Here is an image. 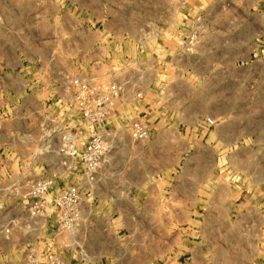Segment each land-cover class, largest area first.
Wrapping results in <instances>:
<instances>
[{
  "label": "rangeland",
  "instance_id": "1",
  "mask_svg": "<svg viewBox=\"0 0 264 264\" xmlns=\"http://www.w3.org/2000/svg\"><path fill=\"white\" fill-rule=\"evenodd\" d=\"M214 1L0 0V78L52 72L59 76L39 83L48 91L42 98L41 118L56 114L64 121L68 77H88L104 86L126 77L145 90L156 77L151 92L161 94L157 107L167 110L147 114L144 121L156 129L173 124L174 137L180 140L172 148V160L158 163L145 158L140 166L147 170L158 166L172 178L175 190L184 188V182L196 190V179L204 176L200 186L214 202L227 204L221 195L229 190L238 199L248 194L246 200H238L246 201L239 210H208L198 214L201 222L124 228L119 246L126 251L127 264H132L133 249L137 264H264V66L197 67L194 60L186 72L181 66L182 54L186 55L179 34L182 14L202 11ZM238 1L220 0L226 10ZM167 47L176 52L169 62L163 60ZM4 86L0 80L2 105ZM186 94L197 112L189 121L182 111ZM212 115L216 122L210 125L206 118ZM9 117L0 113L2 133ZM141 143L137 152L148 148V142ZM126 165L128 172L132 165ZM14 166L30 176L39 172L37 163ZM67 178V184L80 182L78 175ZM123 180L127 179L101 177L93 188L115 189ZM173 215L177 218L182 212ZM107 241L111 244V238Z\"/></svg>",
  "mask_w": 264,
  "mask_h": 264
},
{
  "label": "crops",
  "instance_id": "2",
  "mask_svg": "<svg viewBox=\"0 0 264 264\" xmlns=\"http://www.w3.org/2000/svg\"><path fill=\"white\" fill-rule=\"evenodd\" d=\"M217 1H214L210 6L205 5L206 8L203 7L205 9L202 11L182 14L179 34L183 39V44L192 31L197 32L200 37V43L195 48L197 49L195 53L182 54L181 66L184 72L192 65L193 60L197 67L200 65L235 67L237 63L245 67L264 66V0H239L237 3L230 4L228 10L225 9L224 3L220 0ZM171 49L172 47H167L163 52L165 62L172 61L175 57L176 52ZM58 77L52 72L49 76L39 73L36 76L9 74L0 78L2 82H5V104L0 103V113L4 112L7 117L8 113L11 115L7 119L4 133L0 127V180H5L6 173L12 174L15 178L32 179L55 171L56 168L53 166L52 160L57 158L56 154H37V140L40 136V113L44 106L42 98L44 93L48 92L46 85L42 86L39 83L41 81L50 83L56 81ZM155 81L156 77L149 80L148 85H151L149 90H145L138 84L144 97L131 106H122L121 114L123 116L133 114L135 115L133 117H140L144 120V116L147 114L156 115L160 113V110L163 113L167 110L165 107L163 109L161 106L157 107L158 103L160 105L161 94L151 92ZM188 97V94L182 96L183 101H186L183 102L184 109L182 111L185 112L186 120L189 121L196 116L197 112L191 108ZM208 117H212L216 122L214 115ZM158 126L157 129L156 126H151L154 132L151 139L147 141L148 148L145 152H137L140 150L141 142L135 143L126 137L113 162L108 164L104 180L114 178L127 180H123L121 185L116 186L115 189L108 185V187L98 190L93 186L90 189L93 192L91 195L93 199L90 202L86 198L88 201L86 206L95 210V226L87 245L96 256L97 264H127L124 261L126 251H122L119 246L122 239L119 234L125 231L124 228L201 222L198 214L201 216L208 210L236 211L246 202L238 203V200H246L247 193L238 199L236 194L230 190L221 195L228 202L227 204L214 202L213 197L205 196V192L200 186V182L204 181V176H198L196 179V190L191 189L194 185H186L185 182L184 188L175 190L176 187L171 186L172 178L170 179L165 174L166 172H161L158 166L149 170L140 166L147 158L153 159V161L156 159L158 163L172 160V148L175 141L180 140L173 134L177 132V128L174 129L173 124H166V127ZM16 162L21 164L37 163L39 172L34 176L19 173V169L14 166ZM126 164L132 165L128 172H126L128 168ZM3 169H6V172H3ZM64 179L59 180L60 184L70 185L66 182L68 178ZM107 183L109 184V181ZM218 194L211 193L210 195ZM4 208L0 206V219L7 215ZM174 211L182 212V215L178 216L179 219L178 217L174 218ZM233 233L236 234L235 230ZM108 238H111V244H108ZM0 243L3 244L5 251V253H0V264H12V262L21 259L18 252L10 245L3 243L1 239ZM136 244L137 242L133 243V245ZM131 257L132 264H137V253L134 249ZM69 259L73 261L71 257Z\"/></svg>",
  "mask_w": 264,
  "mask_h": 264
},
{
  "label": "built area",
  "instance_id": "3",
  "mask_svg": "<svg viewBox=\"0 0 264 264\" xmlns=\"http://www.w3.org/2000/svg\"><path fill=\"white\" fill-rule=\"evenodd\" d=\"M199 43V34L192 31L183 50L193 52ZM67 83L64 121L56 114H43L39 123L37 154H56L55 171L32 179L8 173L0 180V206L7 212L0 219V239L21 258L12 264H97L87 245L95 210L86 206V198L93 199L90 189L106 175L126 137L138 143L153 136L142 118L121 114L122 106L143 98L131 78L118 77L104 86L88 77L71 76ZM207 121L215 124L212 117ZM75 174L81 176L80 183L60 184ZM3 248L0 243L1 254Z\"/></svg>",
  "mask_w": 264,
  "mask_h": 264
}]
</instances>
